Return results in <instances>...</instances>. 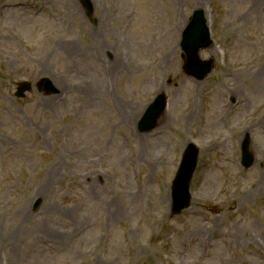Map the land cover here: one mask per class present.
I'll return each mask as SVG.
<instances>
[{
    "label": "rangeland",
    "instance_id": "obj_1",
    "mask_svg": "<svg viewBox=\"0 0 264 264\" xmlns=\"http://www.w3.org/2000/svg\"><path fill=\"white\" fill-rule=\"evenodd\" d=\"M197 9L203 78L180 47ZM0 264H264V0H0Z\"/></svg>",
    "mask_w": 264,
    "mask_h": 264
},
{
    "label": "water",
    "instance_id": "obj_2",
    "mask_svg": "<svg viewBox=\"0 0 264 264\" xmlns=\"http://www.w3.org/2000/svg\"><path fill=\"white\" fill-rule=\"evenodd\" d=\"M210 44V33L206 24L204 12L203 10H195L188 25L183 30L180 43L181 49L186 55L185 70H187L189 74H192L197 78H203L211 71V61H201L198 56V51ZM38 87L45 92H57V89L49 79L41 80L38 83ZM30 89L31 85L28 82L23 81L19 84L15 95L23 97L25 91ZM165 105V95H157L144 114L143 123L147 126L145 129H149L155 125L160 113L165 109ZM248 146L249 137L247 136L241 143V163L246 168L251 166L254 161L253 154L249 151ZM197 157L198 149L194 144H189L183 153L181 163L173 180L172 201L174 211H179L189 205V183L196 167Z\"/></svg>",
    "mask_w": 264,
    "mask_h": 264
},
{
    "label": "bare ground",
    "instance_id": "obj_3",
    "mask_svg": "<svg viewBox=\"0 0 264 264\" xmlns=\"http://www.w3.org/2000/svg\"><path fill=\"white\" fill-rule=\"evenodd\" d=\"M171 2L173 3V4H175L176 2H179V0H171ZM99 30H95V29H93L92 30V35H93V41H99L100 40V38H102V35L98 32ZM106 49V47H103V49Z\"/></svg>",
    "mask_w": 264,
    "mask_h": 264
}]
</instances>
